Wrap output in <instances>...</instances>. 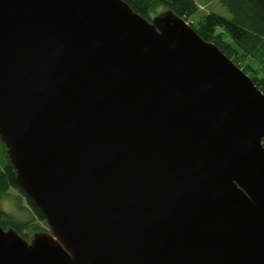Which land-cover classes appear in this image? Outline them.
Listing matches in <instances>:
<instances>
[{"label":"water","instance_id":"1","mask_svg":"<svg viewBox=\"0 0 264 264\" xmlns=\"http://www.w3.org/2000/svg\"><path fill=\"white\" fill-rule=\"evenodd\" d=\"M0 138V264H264V92L170 9L0 0Z\"/></svg>","mask_w":264,"mask_h":264},{"label":"trees","instance_id":"2","mask_svg":"<svg viewBox=\"0 0 264 264\" xmlns=\"http://www.w3.org/2000/svg\"><path fill=\"white\" fill-rule=\"evenodd\" d=\"M124 1L148 20L158 14L160 7L183 17L204 40L216 44L264 92V0H219L230 11V18L215 11L203 13L207 11L206 3L212 0ZM196 13L201 14L194 21ZM11 190H15L16 195H12ZM5 199L12 200L23 217L6 211L2 206ZM0 222L4 228L13 227L27 240H31L34 233L47 230L44 226L46 217L20 186L16 169L1 138Z\"/></svg>","mask_w":264,"mask_h":264},{"label":"rangeland","instance_id":"3","mask_svg":"<svg viewBox=\"0 0 264 264\" xmlns=\"http://www.w3.org/2000/svg\"><path fill=\"white\" fill-rule=\"evenodd\" d=\"M197 1L201 2V0H197ZM206 8H207V11L206 12H203V13H208L210 11H215V12H217V13H219V14L227 17V18H230L231 17L230 11L219 0H212V1L207 2L206 3ZM162 11H164V8L163 7H160L158 9V13L159 12H162ZM199 14H201V13H199ZM199 14L196 13L193 16V20L194 21H196L198 19ZM16 193L17 192L15 190H11V194L12 195H16ZM2 206H3V208L6 211H8V212H10L12 214H15V215H18V216H21V217H23V215H24L23 213H21V211H19L16 208L14 202L12 200H10V199L3 200L2 201ZM44 226L48 230V228H49L48 225L46 224Z\"/></svg>","mask_w":264,"mask_h":264}]
</instances>
